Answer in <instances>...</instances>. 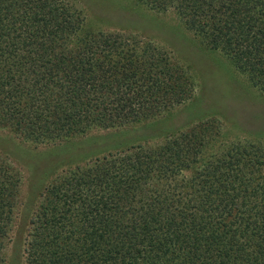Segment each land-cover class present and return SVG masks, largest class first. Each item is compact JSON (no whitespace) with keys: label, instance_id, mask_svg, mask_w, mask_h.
I'll list each match as a JSON object with an SVG mask.
<instances>
[{"label":"trees","instance_id":"obj_1","mask_svg":"<svg viewBox=\"0 0 264 264\" xmlns=\"http://www.w3.org/2000/svg\"><path fill=\"white\" fill-rule=\"evenodd\" d=\"M137 1L174 10L197 40L188 55L217 52L264 92V0ZM189 83L166 52L83 29L67 0H0V128L27 141L135 127L183 103ZM159 133L158 146L95 149L44 186L26 208L24 264H264V147L230 144L181 178L202 135ZM14 174L0 162V264Z\"/></svg>","mask_w":264,"mask_h":264},{"label":"rangeland","instance_id":"obj_2","mask_svg":"<svg viewBox=\"0 0 264 264\" xmlns=\"http://www.w3.org/2000/svg\"><path fill=\"white\" fill-rule=\"evenodd\" d=\"M67 1L80 15L83 29L132 36L166 52L190 79V90L187 99L168 113L131 128L92 126L79 134L44 143L27 141L9 128H0V162L5 169L14 171L15 180L19 181L13 225L3 251L5 264H24L28 230L25 214H29L26 208L38 205V192L76 166L83 167L93 159L85 154L95 149L109 150L126 144L158 146L165 139L159 133L163 126L173 135L196 133L202 135L195 149L197 159L180 173L181 178H189L230 144L264 147V92L252 86L245 74L217 52H209L214 60L188 55L189 43L185 40H197L181 25L174 10H156L137 0ZM150 136L153 138L144 142ZM80 154L84 157L79 158Z\"/></svg>","mask_w":264,"mask_h":264}]
</instances>
